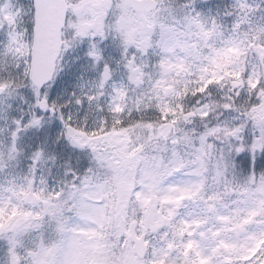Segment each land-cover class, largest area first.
I'll list each match as a JSON object with an SVG mask.
<instances>
[{"label":"snow or ice","instance_id":"6c2138e0","mask_svg":"<svg viewBox=\"0 0 264 264\" xmlns=\"http://www.w3.org/2000/svg\"><path fill=\"white\" fill-rule=\"evenodd\" d=\"M57 6L63 20L58 15L55 27L46 32L44 0H34L32 26L23 33L10 31L5 50V55L12 53L17 58L14 67L31 86L35 107L54 115L58 106L54 102L49 104L45 89L57 74L56 60L61 58L60 53L76 42L88 40L87 55L99 65L103 59L100 44L112 37L129 70L130 82L139 84L145 64L142 59L138 64V58L159 48L160 58L154 67L167 75L171 59L180 54L177 49L186 58L192 54V46L183 37L198 34L207 38L217 28L214 19L211 26L200 19L194 0L191 4L174 0H60ZM8 8L7 4L0 7V27L5 22L10 27L17 25L22 9L11 12ZM192 12L196 15L192 16ZM64 29L70 38H64ZM259 31L264 34V28ZM25 33L31 36L26 42ZM240 51L230 43L216 55L227 57L229 52ZM259 55L264 63V46L259 49ZM227 75L236 79L231 83L233 95L225 97L222 104L209 103L186 114L183 105H179L185 120L198 115L206 121L216 107L228 112L240 111L239 124L218 123L212 127L206 124L198 140L185 133L172 134L178 124L177 113L172 108H161L168 121L162 126L136 121L126 124L123 117L127 96L123 89H114L116 102L110 107L111 123L104 120L90 127L85 120L74 125L71 115L65 119L60 111L61 137L73 148L90 152L92 163L82 166V170L66 169L64 179L50 185L44 176L36 174L43 152L33 154L30 176L25 177L20 198L14 200L9 196L0 200V240L5 242L3 264H168L161 259L163 243L156 254L150 253L142 241L133 250L130 237L135 234V240L140 241V228H133L131 221L141 220L149 210L146 205L150 204L154 212L163 202V207L169 209L164 214L165 220L173 211L179 216V220L173 217L168 226L187 227L191 232L192 220L174 209L177 204L186 207V201L198 204L204 214L202 218L214 221L211 227L215 233H237L234 240L218 237L214 245L217 254L210 251L200 255L194 264H264V160L258 158V154L264 156V72L247 78L242 71L212 78L205 74L199 79V87L192 90L189 86V90L193 95L206 93L213 84L222 86ZM111 76V66L105 62L98 87L102 89ZM20 86L15 76L0 77V95L11 97ZM241 88L247 90L249 97H255L248 99L244 108L236 105ZM100 95L103 93L98 91L86 98L92 102ZM75 102L82 104L83 98L77 97ZM41 120L42 117L33 114L22 127L20 120L14 121L17 127L11 132L9 159L14 158L12 153L18 154L19 131L39 126ZM248 123L258 129V133H250V139L243 135ZM158 128L161 130L157 131ZM137 129H143L144 133H138ZM101 144L106 146L104 152L99 150ZM181 145L190 147L189 152L182 154ZM238 164L243 167V179L236 174ZM7 191L14 193V188ZM129 208L137 209L134 218L128 215ZM163 226L157 220V234ZM196 227L197 231H207V223L200 225L197 221ZM25 237H30L27 243ZM188 248L192 255V245ZM145 256L150 260H145Z\"/></svg>","mask_w":264,"mask_h":264},{"label":"rangeland","instance_id":"374dc122","mask_svg":"<svg viewBox=\"0 0 264 264\" xmlns=\"http://www.w3.org/2000/svg\"><path fill=\"white\" fill-rule=\"evenodd\" d=\"M185 2L191 4L193 0L192 2L185 0L183 3ZM194 3L196 10L201 13L200 19L208 23L209 26H211V22L214 19L217 28L207 38L198 34L183 37L192 46V54L186 58L185 53L177 49L176 51L180 54L171 59V66L167 75H163L160 69L154 67L160 58L161 52L157 48L150 52L148 56L138 58V64L141 59L145 64L142 79L139 84L131 83L129 70L124 66L117 42L112 37H109L108 40L100 44L103 49V59L99 62V65L94 64V61L87 55L86 67L78 71L72 69L70 91L52 92V88L45 90L48 92L49 104L51 105L54 102L58 106L55 115L35 107V97V104L31 107L24 104L26 99L23 94L16 92H13L11 97L4 95L0 99V161H2L0 163V200H7L9 196H12L14 200L20 198L18 194L21 192V186L25 184V177L30 176L29 170L33 164L31 159L33 155L26 162L18 148V140L24 138L23 130L19 131L18 139L16 140L18 154L12 153L11 155L14 158L9 159V149L12 143L11 132L17 127L14 123L15 120H20L22 127L24 123H27L32 118L33 114L36 117H42V119H46L48 116L51 118L49 124L46 125V128H50L51 134L45 140L42 151L43 158L37 165L38 170L36 173L37 177L44 176L50 185L61 180V173L65 172V169H62L59 163V158L56 156L58 146H70L72 147L71 151L76 149L66 139L61 137L63 125L58 118L59 112L62 111L64 113L65 119L71 115L74 125L83 124L85 120L90 127H95L98 122L104 120L111 123L112 113L110 112V107L116 102L114 89H123L126 93L127 107L123 117L126 124L129 121H136L152 122L162 126L168 121L162 115L161 108H172L177 113L178 118V124L173 130V135L179 136L185 133L189 137L198 140L199 134L205 131L206 124L208 127L213 126L210 125L211 121H202L198 115L195 118L189 117L185 120L180 115L179 105H183L184 113L186 114L189 111L199 110L202 106L209 103L220 105L214 98L224 100L225 97L233 95L231 83L236 79L234 75H227L222 86L218 87L213 84L208 92L193 95L192 91L189 90V86H191L192 90L198 88L199 79L202 75L207 74L209 78H212L225 73L242 71L247 78L253 73L264 72V63H262L259 55V49L264 46V34L259 31L264 28V0H194ZM5 4L9 5L6 10L12 12L11 5H14L13 0H0V7ZM242 4L246 7L241 8ZM191 15L195 16L196 12H192ZM13 28L14 25L10 27L7 22L0 27V77H6L4 68L8 64L13 65L18 62L12 53L5 55L8 33ZM153 38L158 39L159 37L154 36ZM230 43H234L242 51L239 54L229 52L227 57H218L216 53L223 52L226 47H229ZM252 45H255V47H252ZM85 47L88 52V40H85ZM105 62L111 66L112 76L104 87L100 89L98 85ZM98 91H101L103 95L89 102L86 97L92 96ZM239 91L241 95L236 100V105L239 108H244L248 99L255 100V97H249L245 88H241ZM179 95H184L185 98L189 96L194 101L189 98L188 102H182V100L177 98ZM77 97L83 98L82 104H76ZM138 104L139 108L137 107ZM62 105L66 106L60 108L59 106ZM218 110L224 109L216 107L215 111ZM39 112L47 114L41 116ZM240 116L239 110L228 113L223 112L221 122L218 123L221 125L225 123L229 125L239 124ZM171 119L173 117L170 115L169 120ZM196 119L200 121L196 122ZM159 130L161 129L158 128L157 131ZM136 131L140 134L144 133L143 129H137ZM148 131L151 132V130ZM252 132L258 133V129L248 123V129L243 132V135L245 138L250 139V133ZM103 139L105 137H102ZM132 139H135V136ZM98 147L100 152L106 150V146L103 144L98 145ZM76 150L81 151L79 149ZM189 150L190 147L180 146L182 154L188 153ZM71 151L67 150L68 153H71ZM88 153L91 156V153ZM185 158L190 159V156L186 155ZM258 158L264 160V156H259V154ZM251 168L252 165L250 164L249 170ZM229 178H231V175ZM9 188H14L15 194L9 193L7 191ZM185 203L186 207L177 204L174 205V209L178 210L180 216H185V218L192 220L193 227L191 232H188L187 227L181 229L179 226H168V222L173 217L179 220V216H176V211H173L172 216L167 217V220H165L164 214L169 209L163 207V202L155 208L154 212L151 211L150 204L146 205L145 208L149 210L145 211L139 222L136 221L137 226L140 228L139 233L143 232L146 236L151 234L150 238L146 239L150 253L156 254L159 252L161 244H164L161 259L167 260L168 264H194V260L198 259L200 255L210 251L212 255L217 254L216 250H214V245L218 237L222 240H234L237 238L235 231L215 233L211 227L214 221L202 218L204 214L201 213L200 206L190 201ZM162 209L163 212L161 211ZM136 212L137 209L135 208L128 209L130 217L134 218ZM157 220H160L164 225L160 227V234L156 232ZM197 221L200 225L207 223V231H197ZM179 223L182 225L183 220H180ZM185 232H188L187 236H185ZM29 239L30 237H25V242L27 243ZM189 244L192 245V255H189ZM4 247L5 242L0 240V264H3ZM169 256H171V259H169ZM144 259L150 260V257L145 256Z\"/></svg>","mask_w":264,"mask_h":264},{"label":"water","instance_id":"95a60500","mask_svg":"<svg viewBox=\"0 0 264 264\" xmlns=\"http://www.w3.org/2000/svg\"><path fill=\"white\" fill-rule=\"evenodd\" d=\"M34 1V0H33ZM60 0H44L45 8L43 12V20H44V26H45V31L50 32L56 25V20L57 16L60 15L59 13V8H58V3ZM61 21L63 20V16L60 15ZM132 227L135 228L136 224L135 222L131 223ZM144 235L140 236V241L135 240V234H133L132 240L134 241V249L135 245L137 243H140L141 241L143 242V245L147 248L145 242H144Z\"/></svg>","mask_w":264,"mask_h":264},{"label":"flooded vegetation","instance_id":"af4514ba","mask_svg":"<svg viewBox=\"0 0 264 264\" xmlns=\"http://www.w3.org/2000/svg\"><path fill=\"white\" fill-rule=\"evenodd\" d=\"M78 43L85 48V44L83 43V41H79ZM80 45H79V49H81ZM75 48H76L75 45H73L72 47L69 48L70 54H72L74 52ZM79 54H80V57H84L83 52L79 51ZM57 65L60 67V60H59V63Z\"/></svg>","mask_w":264,"mask_h":264},{"label":"trees","instance_id":"16d2710c","mask_svg":"<svg viewBox=\"0 0 264 264\" xmlns=\"http://www.w3.org/2000/svg\"><path fill=\"white\" fill-rule=\"evenodd\" d=\"M174 2H175V3H180L181 1L174 0ZM191 2H192V1H191ZM217 116H219V114H217V112H216V113H213V117H214V119H215ZM211 118H212V117H211ZM211 118H209V119H211ZM242 173H244L243 170H242Z\"/></svg>","mask_w":264,"mask_h":264}]
</instances>
